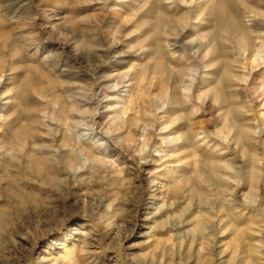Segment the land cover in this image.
I'll return each mask as SVG.
<instances>
[{
  "label": "rangeland",
  "instance_id": "1",
  "mask_svg": "<svg viewBox=\"0 0 264 264\" xmlns=\"http://www.w3.org/2000/svg\"><path fill=\"white\" fill-rule=\"evenodd\" d=\"M254 260L264 0H0V264Z\"/></svg>",
  "mask_w": 264,
  "mask_h": 264
},
{
  "label": "bare ground",
  "instance_id": "2",
  "mask_svg": "<svg viewBox=\"0 0 264 264\" xmlns=\"http://www.w3.org/2000/svg\"><path fill=\"white\" fill-rule=\"evenodd\" d=\"M246 48V47H245ZM243 51V50H242ZM203 136L201 137V141H202V145H204V146H207L208 148H211V146L213 147V146H215L214 145V143L212 142V140L210 139V138H208L206 135H204V134H202ZM201 136V135H200ZM224 138V137H223ZM183 138L181 137V144L183 143ZM225 140H227V138L225 137ZM226 166V165H225ZM224 167V166H223ZM228 167V166H227ZM197 195H198V198H199V202H201V199H208V200H211L210 198H211V196H213L212 194H211V191L209 190L208 192H206V191H197ZM250 195L249 194H244V200L246 201V202H248V200H250ZM252 199V198H251ZM256 199H252V201L250 202V205L251 206H254L255 204H256ZM203 203V202H202ZM201 214V213H200ZM208 215V214H207ZM194 216V215H193ZM208 217H210L209 215H208ZM207 217V218H208ZM193 219H195L194 217H192L191 215H188L187 216V218H186V223H190ZM192 223V222H191ZM195 227H197V228H201L202 229V222L201 221H199V220H197V221H195ZM200 229V230H201ZM255 255H257V254H255ZM254 262L256 263L257 261L256 260H254L253 261V264H254Z\"/></svg>",
  "mask_w": 264,
  "mask_h": 264
}]
</instances>
